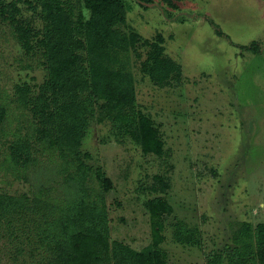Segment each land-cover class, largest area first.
<instances>
[{"label":"rangeland","instance_id":"374dc122","mask_svg":"<svg viewBox=\"0 0 264 264\" xmlns=\"http://www.w3.org/2000/svg\"><path fill=\"white\" fill-rule=\"evenodd\" d=\"M126 1L127 24L144 39L159 32L165 55L181 65V79L160 87L140 69L147 46L120 57L134 75L139 108L152 121L161 153L144 154L128 138L117 141L106 123H91L82 150L112 180L105 194L111 238L140 249L152 241L153 224H162L156 238L166 264H206L240 223L264 222V1L182 0L176 8ZM254 40L256 52L242 48ZM39 59L25 55L0 22V103L6 109L0 191L18 194L43 182L62 197L63 174L57 169L64 163L54 148L37 144L38 163L29 168L28 181L9 158V142L31 125L13 85L32 76L41 81ZM91 178L90 172L93 186ZM152 187L163 191L148 192ZM159 196L171 213L154 211L151 199ZM178 220L196 228V244L176 241ZM14 234L0 224V264H35L37 256L16 253Z\"/></svg>","mask_w":264,"mask_h":264},{"label":"trees","instance_id":"16d2710c","mask_svg":"<svg viewBox=\"0 0 264 264\" xmlns=\"http://www.w3.org/2000/svg\"><path fill=\"white\" fill-rule=\"evenodd\" d=\"M136 1L145 8L155 1L176 8L182 0ZM130 8L126 0H0V22L25 55L40 58L43 69L41 81L32 76L13 85L14 99L31 125L9 142L10 161L22 167L25 181L38 163V143L54 148L64 163L57 169L63 174L62 197L43 182L18 194L0 191V224L9 235L16 233V253L37 256L35 264H166L156 238L162 224H153L152 241L140 249L111 238L105 194L112 180L100 165L92 167L91 154L82 150L91 123H106L117 141L128 138L144 154L161 153L152 121L139 108L134 75L120 57L147 46L140 69L160 87L181 79V65L165 55L159 32L148 40L127 24ZM257 44L242 48L256 52ZM5 114L0 103V126ZM147 190L162 193L163 188ZM160 198L151 199L154 211L171 213ZM174 227L177 242L196 244L195 227L182 220ZM206 264H264V222L240 223Z\"/></svg>","mask_w":264,"mask_h":264}]
</instances>
